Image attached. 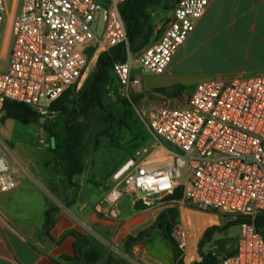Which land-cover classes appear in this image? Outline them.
I'll return each instance as SVG.
<instances>
[{
  "label": "built area",
  "instance_id": "built-area-1",
  "mask_svg": "<svg viewBox=\"0 0 264 264\" xmlns=\"http://www.w3.org/2000/svg\"><path fill=\"white\" fill-rule=\"evenodd\" d=\"M124 1L23 0L11 25L8 68L0 71V113L14 101L54 120L52 103L72 87L80 88L87 77L88 49L96 47L94 58L128 42L120 10ZM213 1L181 0L158 41L115 64L119 85L128 94L140 85L133 79L136 66L146 74H164ZM6 15V1L0 0V39ZM134 109L156 138L180 153L168 151L151 160L161 146L136 149L112 175L106 204L116 206L131 193L146 206L162 202L180 215L187 209L218 215L223 225L240 227L234 253L218 264H264V228H257L264 216V75L204 80L191 93H181L177 105L167 101ZM21 171L31 176L0 135V190L16 189ZM178 190L183 191L180 200L163 202ZM80 226L104 244L90 226ZM181 226L186 228L184 221L174 227V237ZM178 247L185 257V243Z\"/></svg>",
  "mask_w": 264,
  "mask_h": 264
},
{
  "label": "crops",
  "instance_id": "crops-1",
  "mask_svg": "<svg viewBox=\"0 0 264 264\" xmlns=\"http://www.w3.org/2000/svg\"><path fill=\"white\" fill-rule=\"evenodd\" d=\"M172 16L173 10L170 12L159 10L153 13L152 22L155 27L153 43L159 40L166 22ZM199 29L204 33L201 40L202 47L208 44L216 45L212 47L214 50L209 53L207 51L205 60L213 69L223 70L221 79L231 80L237 77L264 75V0H214L195 31L173 57L164 74L133 76V79L140 80V85L134 90L143 95L141 102L145 105L139 107L137 104L138 108L162 106L167 101L173 105L180 102L182 91L179 93V90L185 88L186 83L181 77L183 75L182 58L194 40L192 36ZM98 57L99 55H95V61ZM210 77L211 74L206 76L211 79ZM201 81L204 80H199L197 83ZM197 83L194 85L196 86ZM9 121L10 119L6 121L4 127L0 128V134L3 136L9 134L6 133L8 129L6 125ZM15 143V141L10 143L12 150ZM51 159L45 164L52 169L53 175L44 176L36 171L35 177L30 172L29 164L21 161L31 176L21 171L20 184L16 189L10 192L0 190V264H78L63 262L61 258L64 255L74 256L76 240L66 234L72 231L83 233L81 222L90 226L104 239L117 237L126 241L129 236H137L139 232L151 227L168 209L160 206V208L140 211V204H138L140 199L130 193L125 194L116 207L98 205L92 198H89L84 206L75 204L64 207L56 203L53 205L51 197L55 196L57 200L58 197L53 192L55 186L61 189V186L57 184L62 177L54 166L53 153ZM77 178L74 180L75 183ZM113 185L112 181L111 188L107 187L103 193L104 201ZM13 193H16L15 197L12 196ZM52 206L58 211L55 214L56 222L50 231V237L43 232V227L46 213ZM196 214H202L204 218H215L217 220L215 224H219L221 220L223 222L222 217L218 215L199 213L189 209L181 213L180 219L182 217L184 221L186 217L192 218ZM224 238L230 237L221 239ZM110 259L109 254H105L102 250L101 258L94 264H110ZM113 259L121 261L122 264H177L173 248L159 228L153 229L149 236L131 246L127 257Z\"/></svg>",
  "mask_w": 264,
  "mask_h": 264
},
{
  "label": "trees",
  "instance_id": "trees-1",
  "mask_svg": "<svg viewBox=\"0 0 264 264\" xmlns=\"http://www.w3.org/2000/svg\"><path fill=\"white\" fill-rule=\"evenodd\" d=\"M180 1L125 0L120 6V10L128 42L100 53L83 86L77 91L67 90L52 103L51 109L56 113V118L52 121L47 120L42 128L48 134L50 141H53L54 164L64 184L74 187L77 185L74 180L86 171V157L91 145L95 150H98L102 141L106 139L111 147H120V137L115 132L127 129L134 133L138 122L134 105L139 104L140 96H133L130 101L120 96L114 66L116 63L125 62L129 53L137 56L146 47L153 44L155 38L153 13L159 10L170 12ZM95 51V46L90 47L87 51L88 58L93 57ZM183 89L181 88L179 93ZM109 94H114L116 97L114 105L106 103V97ZM3 112L4 120H14L26 126L40 123L41 119L33 108L14 101H7ZM57 190H59L58 187L54 189V191ZM182 194L183 191L178 190L174 195L165 198L163 202L180 200ZM57 211L58 209L52 206L46 213L43 232L50 237V231L56 222ZM178 223H180L179 210L168 208L151 227L139 232L137 236H129L125 241V247L129 249L149 236L153 229L159 228L169 240L177 264H186L183 252L179 249L177 240L173 236V229ZM234 226H238V224L208 228L198 245L199 259L192 264H218L224 256L232 255L235 251L234 248L224 255L218 249H213L212 244L217 235L223 234ZM257 228L259 231L264 228V216H260L257 220ZM66 236L75 238V254L74 256L64 255L61 258L63 262L94 264L101 258L103 246L97 240L78 231L69 232ZM110 264L122 263L112 257Z\"/></svg>",
  "mask_w": 264,
  "mask_h": 264
},
{
  "label": "rangeland",
  "instance_id": "rangeland-1",
  "mask_svg": "<svg viewBox=\"0 0 264 264\" xmlns=\"http://www.w3.org/2000/svg\"><path fill=\"white\" fill-rule=\"evenodd\" d=\"M5 1L7 15L5 16L0 39V71H5L8 68V51L11 41V25L15 16L19 12L23 0ZM203 35L204 33H202L200 29L198 31L196 30V33L192 36L194 40L190 43V45L188 46L189 50L184 54L182 58L183 75L181 77H183L186 81L184 86L185 88L183 89L182 93H191L194 89V84L199 80H209V78H206V76H209L210 74L211 79H218L222 76L223 70L218 71V69H213V67L209 65L207 60H205L207 51L209 53L210 51L214 50L212 47L216 45L208 44L202 47L201 40L204 37ZM95 62L96 61L93 57L89 58L87 76L93 70ZM145 74L146 73H144L140 66H136V69L133 71V76H144ZM117 86L122 98L130 101L129 96H131V98L133 96H140V102L138 105L139 107L145 106L141 102L143 96L141 93L132 89L128 94L127 91L123 89L118 83ZM79 89L80 88H78L77 86H74L69 90L77 91ZM106 103L108 105H114L116 103V97L114 96V94H109L106 97ZM4 115L5 114L2 111L0 113V128L4 127L7 121L4 120ZM136 116L138 118V122L137 128L134 130V133L127 129L118 130L115 132V134L120 137V147H111L109 145V141H107L106 139L102 141L101 147L98 150H95L92 145L89 147L86 157L87 169L85 173L77 178V185L75 187L70 186L69 184H64L61 178V181L59 182V184H57L58 186H61V189L53 192L58 197L57 200L55 196L51 197V203H53V205L56 203L64 207H70L75 204L84 206L87 204V200L89 198H92L93 201H96V204L98 203V205L108 206L106 204V201H104L103 193L106 191L107 187L111 188L112 175L121 167L125 160L134 153L136 149L144 146L151 148L161 146L160 150L157 152V154L154 155V157H152L151 160L162 159L165 155H167L168 151L180 153L176 147L165 142L163 139L156 138L151 133L148 126L139 118L137 112ZM6 126H8L6 133L9 134H4V136L0 134L1 138L7 145H10L11 142H16L13 149L14 154L20 161L29 164L30 172L35 177L36 171L44 176L53 175L52 169L48 168L45 163L52 158V148L54 144L53 141H50L49 136L42 128V125L40 123H34L32 125L26 126L14 120H10L9 124H7ZM16 138L18 139L16 140ZM41 139H44L46 143L41 144ZM186 174L187 172L184 171V176L181 180L183 184L186 183ZM56 187L57 186H55V188ZM12 196L15 197L16 193H13ZM18 198L21 199V197ZM102 201L103 203L101 204ZM139 202L140 203L138 204H140V211H147L149 209L155 207L160 208V206H162V204L158 201H153L151 206L144 205L142 201ZM182 221L183 219L181 217L180 223H182ZM184 222L186 228L181 226V231H178L175 234V238L177 240V243H179L180 241H183L185 243V246L187 248L185 261L187 264H192L193 261L199 259L198 245L205 231L212 226H223V222L221 220L219 224H215L217 222L215 218H204L202 214H196V216L192 218L186 217L184 219ZM180 223H178L177 225H179ZM239 234L240 227L234 226L230 230L225 231L223 235H217L216 238L221 239L222 237H235ZM101 241H103L105 244V246H103L105 254L108 253L111 258L113 257L116 259H123V257H127L129 249L125 247V240L122 241L117 237H112V239L103 238ZM207 249H209V247H207Z\"/></svg>",
  "mask_w": 264,
  "mask_h": 264
},
{
  "label": "water",
  "instance_id": "water-1",
  "mask_svg": "<svg viewBox=\"0 0 264 264\" xmlns=\"http://www.w3.org/2000/svg\"><path fill=\"white\" fill-rule=\"evenodd\" d=\"M173 90V89H171ZM166 93H171L170 91H166ZM46 122V119L44 117H42L40 119V124L44 125V123ZM238 241V236L235 237H230V238H224V239H218L214 242L216 248L222 253V254H226L228 252H230L236 245Z\"/></svg>",
  "mask_w": 264,
  "mask_h": 264
}]
</instances>
